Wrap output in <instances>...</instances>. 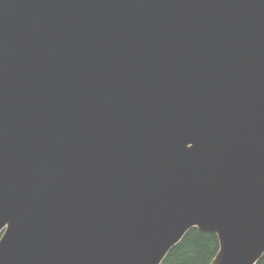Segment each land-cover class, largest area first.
Segmentation results:
<instances>
[{
    "label": "water",
    "instance_id": "95a60500",
    "mask_svg": "<svg viewBox=\"0 0 264 264\" xmlns=\"http://www.w3.org/2000/svg\"><path fill=\"white\" fill-rule=\"evenodd\" d=\"M264 257V0H0V264Z\"/></svg>",
    "mask_w": 264,
    "mask_h": 264
},
{
    "label": "trees",
    "instance_id": "16d2710c",
    "mask_svg": "<svg viewBox=\"0 0 264 264\" xmlns=\"http://www.w3.org/2000/svg\"><path fill=\"white\" fill-rule=\"evenodd\" d=\"M219 250L217 235L194 229L169 253L163 264H211ZM258 264H264V257Z\"/></svg>",
    "mask_w": 264,
    "mask_h": 264
}]
</instances>
